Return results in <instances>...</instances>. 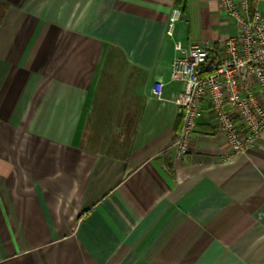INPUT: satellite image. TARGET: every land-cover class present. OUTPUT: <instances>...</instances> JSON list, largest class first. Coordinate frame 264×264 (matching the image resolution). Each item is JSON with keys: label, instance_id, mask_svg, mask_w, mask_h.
<instances>
[{"label": "crops", "instance_id": "0c3cea01", "mask_svg": "<svg viewBox=\"0 0 264 264\" xmlns=\"http://www.w3.org/2000/svg\"><path fill=\"white\" fill-rule=\"evenodd\" d=\"M0 3V264H264V135L225 158L203 113L175 157L177 44L238 34L219 0Z\"/></svg>", "mask_w": 264, "mask_h": 264}, {"label": "built area", "instance_id": "2783aa9c", "mask_svg": "<svg viewBox=\"0 0 264 264\" xmlns=\"http://www.w3.org/2000/svg\"><path fill=\"white\" fill-rule=\"evenodd\" d=\"M219 7L236 21L238 34L218 48L221 62L213 73L203 76L200 71L218 50L215 44L195 43L186 49L177 44L182 55L172 63L171 79L181 88L173 101L184 117L175 143L177 159L188 153L203 113L213 116L228 149L225 158L247 152L264 135V10H252L250 0H219ZM181 15L179 8L173 9L169 35ZM163 86L157 81L153 87L159 99H164Z\"/></svg>", "mask_w": 264, "mask_h": 264}, {"label": "trees", "instance_id": "16d2710c", "mask_svg": "<svg viewBox=\"0 0 264 264\" xmlns=\"http://www.w3.org/2000/svg\"><path fill=\"white\" fill-rule=\"evenodd\" d=\"M181 10L182 14H183V7H177ZM7 8L5 7V5L0 3V24L6 14ZM221 62V53L219 50H216L214 53H211L207 59V61L202 65L201 67V71L200 74L201 75H208L213 73L218 66L220 65Z\"/></svg>", "mask_w": 264, "mask_h": 264}]
</instances>
